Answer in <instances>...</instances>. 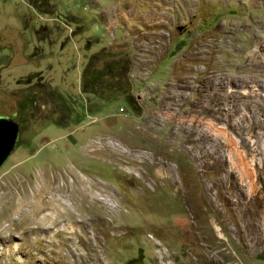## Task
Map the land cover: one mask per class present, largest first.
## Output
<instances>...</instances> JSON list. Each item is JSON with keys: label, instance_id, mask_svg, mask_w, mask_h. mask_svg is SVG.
I'll list each match as a JSON object with an SVG mask.
<instances>
[{"label": "rangeland", "instance_id": "1", "mask_svg": "<svg viewBox=\"0 0 264 264\" xmlns=\"http://www.w3.org/2000/svg\"><path fill=\"white\" fill-rule=\"evenodd\" d=\"M0 114V264H264V0H0Z\"/></svg>", "mask_w": 264, "mask_h": 264}, {"label": "water", "instance_id": "2", "mask_svg": "<svg viewBox=\"0 0 264 264\" xmlns=\"http://www.w3.org/2000/svg\"><path fill=\"white\" fill-rule=\"evenodd\" d=\"M19 138V124L13 118L0 114V170L17 149Z\"/></svg>", "mask_w": 264, "mask_h": 264}, {"label": "bare ground", "instance_id": "3", "mask_svg": "<svg viewBox=\"0 0 264 264\" xmlns=\"http://www.w3.org/2000/svg\"><path fill=\"white\" fill-rule=\"evenodd\" d=\"M116 146V145H115ZM106 147V146H105ZM107 150H111L112 152L114 151V147L112 146L111 143L107 144ZM116 150V149H115ZM117 151V150H116ZM118 153H121V151L118 149ZM234 173V172H233ZM74 177V181L72 182V186H75L76 187H79V188H82V194L84 195L85 198H90L92 201H98L99 200V196L100 195H96L95 193H92L93 190L91 188L90 189H87L85 187L86 183H88L87 181H83L79 176L75 175L73 176ZM232 180V179H231ZM234 181V180H233ZM95 186V185H94ZM93 186V187H94ZM235 188V187H234ZM237 189V188H236ZM233 190V189H232ZM234 194V193H233ZM232 195V194H231ZM236 195V193H235ZM241 197V196H240ZM239 198V196H238ZM105 202V201H103ZM64 204H62L60 202V204H57L55 209L53 210V213L51 215V217H54L55 219H59V218H63L65 216V214L69 211V207H67V204L65 202H63ZM108 206V205H107ZM52 219V218H51ZM73 226V225H72ZM72 227L70 226V223H65L64 226H63V229L64 231H68L69 229H71Z\"/></svg>", "mask_w": 264, "mask_h": 264}, {"label": "flooded vegetation", "instance_id": "4", "mask_svg": "<svg viewBox=\"0 0 264 264\" xmlns=\"http://www.w3.org/2000/svg\"><path fill=\"white\" fill-rule=\"evenodd\" d=\"M129 107H130V105H129Z\"/></svg>", "mask_w": 264, "mask_h": 264}]
</instances>
